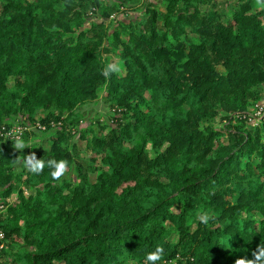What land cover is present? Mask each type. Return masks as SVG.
Masks as SVG:
<instances>
[{"label":"trees","instance_id":"trees-1","mask_svg":"<svg viewBox=\"0 0 264 264\" xmlns=\"http://www.w3.org/2000/svg\"><path fill=\"white\" fill-rule=\"evenodd\" d=\"M118 13L134 16L111 26ZM263 93L255 0H0V128L51 131L47 149L0 138V264H146L157 246L169 264L252 259ZM100 94L111 123L79 130ZM31 153L39 174L23 166ZM50 159L68 161L60 180Z\"/></svg>","mask_w":264,"mask_h":264},{"label":"rangeland","instance_id":"rangeland-1","mask_svg":"<svg viewBox=\"0 0 264 264\" xmlns=\"http://www.w3.org/2000/svg\"><path fill=\"white\" fill-rule=\"evenodd\" d=\"M137 2H139V1H135L134 3H137ZM133 16H134V14H130V15L126 16V15H123L122 13H118L115 15V19H112L113 21L111 23V26L115 25L114 24L115 22L123 21L124 19H128V18H131ZM92 21H101V18L98 16H95V15L90 16L88 18L87 22L89 23ZM110 65L117 74H119V75L122 74L123 66H122L121 61L118 58L111 57ZM263 108H264V93H263L258 105L256 106V113L254 116L255 117L261 116V114L259 115L258 112H260ZM112 114H113V112L109 110V104L107 103L103 94H100V97L95 102L87 103L81 107V109L79 111V117L82 121H81L78 129L79 130L85 129V128L89 127L90 125L96 126L97 123L110 124ZM255 122H256V120H254V119L252 121H250L251 124H255ZM222 123H223V120H219V119L216 120V126L218 128L221 126ZM34 126H31L33 128L27 127V128H29V130L26 131L24 134V136L26 135V137H25V139H23L24 137L22 138V141L25 144V148H31V147L39 144L43 148L47 149L49 147V142L46 138H47V136H49L48 134L51 131H49L48 133L40 132V131L34 129ZM74 141H75V143H77V145L80 148H82V149L85 148V142L79 141L77 135L75 136ZM12 147L15 150H17L15 148V144ZM24 149H20V150H24ZM95 177H96V174H89V176H88L89 181L94 182Z\"/></svg>","mask_w":264,"mask_h":264},{"label":"clouds","instance_id":"clouds-1","mask_svg":"<svg viewBox=\"0 0 264 264\" xmlns=\"http://www.w3.org/2000/svg\"><path fill=\"white\" fill-rule=\"evenodd\" d=\"M255 3L257 6L264 8V0H255ZM15 148L17 150L24 149V142L20 139H17ZM47 163L49 168L52 169L50 172L52 179L60 180L65 175L68 168L67 160L61 159L57 161L55 159H50ZM23 166L27 171L34 174H39L44 168V161L40 158L38 159L34 153H31L25 155ZM210 218L211 217L207 213H204L199 217V219L204 223H207ZM163 255V247L157 246L155 250L146 254V264H157L158 261L161 262V264H169L168 261L163 260ZM251 255L252 259L240 257L235 260L234 264H264V246L257 245L256 249L252 251Z\"/></svg>","mask_w":264,"mask_h":264},{"label":"built area","instance_id":"built-area-1","mask_svg":"<svg viewBox=\"0 0 264 264\" xmlns=\"http://www.w3.org/2000/svg\"><path fill=\"white\" fill-rule=\"evenodd\" d=\"M92 16V14H90ZM261 112V111H260ZM258 112L260 115L261 113ZM51 127H54L56 123H51ZM35 128L40 131H45L46 127L42 126L39 122L35 124ZM29 128L26 126H23L21 124H15L12 126H2L0 128V138H2L5 141H11V142H16L17 139L22 140L23 135L25 134L26 131H28ZM4 240V234L0 232V249L2 248L3 244L2 241Z\"/></svg>","mask_w":264,"mask_h":264}]
</instances>
